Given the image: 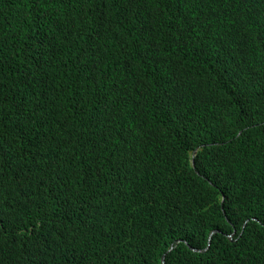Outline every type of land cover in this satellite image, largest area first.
<instances>
[{"label":"trees","instance_id":"1","mask_svg":"<svg viewBox=\"0 0 264 264\" xmlns=\"http://www.w3.org/2000/svg\"><path fill=\"white\" fill-rule=\"evenodd\" d=\"M92 77L104 110L85 101ZM73 103L96 153L75 149ZM54 184L74 210L47 217L35 198L55 204ZM163 253L264 264V0H0V264Z\"/></svg>","mask_w":264,"mask_h":264},{"label":"clouds","instance_id":"2","mask_svg":"<svg viewBox=\"0 0 264 264\" xmlns=\"http://www.w3.org/2000/svg\"><path fill=\"white\" fill-rule=\"evenodd\" d=\"M23 17L27 21V28L29 31L30 42L32 43V45L34 47H39L40 49L47 48L45 45L44 39L42 37V34H41L42 28H45L47 26L31 22L28 18L27 12L24 13ZM180 22L185 23L188 27L191 24L190 22H188L186 20L185 16H183L180 19ZM232 28H233V33H234L235 38L240 36L244 31V28H239L234 24H233ZM58 57L66 67L70 68L68 62L64 58H62L60 56H58ZM117 88L120 91L121 85H118ZM107 92L108 91L98 89L96 87V82L94 80V77L90 78L88 81V97L85 99V101L90 106V109H91V107H93V108L98 109V110H104L106 105L109 104L110 99H111L109 96H104ZM110 92L112 95H114L117 91L111 90ZM75 105L76 104L73 103L74 108L77 110V112L81 115V117L83 119V122L80 124V126H81L80 132H79L78 136L75 138V144H76L75 149L85 150L84 153H86V152L96 153L97 147L104 146L103 136L101 133H97L93 129H91L94 127V123L92 122L93 116L90 113L91 112L90 109H86L85 107H83L81 105L76 107ZM239 132L240 131L238 130L237 133H239ZM214 144H218V143L214 142ZM201 146L203 147V145H201ZM208 147L209 146H207V148ZM196 149H197V147L195 149H193V151L191 152V156H193L196 153ZM190 164L193 165V159H191ZM67 192H68L67 189L62 188L57 184H54V186H53L54 196L53 197H57V202L55 204H51L49 202H46L43 199V197H41V199L35 198V200L39 203L40 209H42L45 212L47 217H54L57 213H60L61 215H65V214L69 213V211L74 210V202H75L73 194L69 195V194H67ZM251 219L253 220V219H255V217H252ZM247 220H245L244 223ZM211 231L214 232L215 230H211ZM210 232H209V234H210ZM211 235H210V237H211ZM208 238H209V235H208ZM209 241H210V239H209ZM209 241L207 239L206 247L208 246ZM244 264H256V263L252 260H247L244 262Z\"/></svg>","mask_w":264,"mask_h":264},{"label":"water","instance_id":"3","mask_svg":"<svg viewBox=\"0 0 264 264\" xmlns=\"http://www.w3.org/2000/svg\"><path fill=\"white\" fill-rule=\"evenodd\" d=\"M212 232H213V231H211L210 234H209L208 241H209V239H210V235L212 234ZM163 256H164V253L161 255V263H162V264H163Z\"/></svg>","mask_w":264,"mask_h":264}]
</instances>
